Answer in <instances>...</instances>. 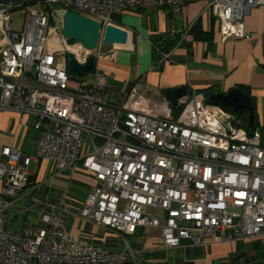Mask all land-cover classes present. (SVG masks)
I'll return each mask as SVG.
<instances>
[{"label": "built area", "instance_id": "1", "mask_svg": "<svg viewBox=\"0 0 264 264\" xmlns=\"http://www.w3.org/2000/svg\"><path fill=\"white\" fill-rule=\"evenodd\" d=\"M194 1L44 0L0 7V110L35 116L40 132L34 157L11 147L0 153V264H127L138 257L130 247L108 252L70 235L60 223L67 211L58 206L37 226L11 232L7 214L30 194L34 160L53 161L58 173H73L79 165L91 173L96 183L80 216L120 237L142 230L153 245L158 231L163 247L176 248L182 241L201 247L207 239L264 236V148L258 131L249 135L234 114L195 93L173 107L162 92L137 84L112 104L106 77L96 67L85 86L68 71V53L80 65L109 54L101 43L91 52L66 40L59 13L93 19L103 34L108 26L119 27L117 13L180 10ZM206 1L224 38H244L245 16L264 4ZM19 10L25 12L20 24L12 19Z\"/></svg>", "mask_w": 264, "mask_h": 264}, {"label": "crops", "instance_id": "2", "mask_svg": "<svg viewBox=\"0 0 264 264\" xmlns=\"http://www.w3.org/2000/svg\"><path fill=\"white\" fill-rule=\"evenodd\" d=\"M141 12L132 8L114 16L118 26L128 31L132 42L125 49H103L109 57L95 62V67L106 77V99L118 104L137 84L162 93L185 87L187 95L199 94L205 100L209 93L225 94L241 89L252 99L254 131L259 132L260 145L264 148V4L252 8L245 16L244 38L222 37L220 22L212 15L206 0L188 3L180 10L167 7ZM24 13H16L12 19L20 24ZM161 39L162 42L178 41L169 52L168 61L164 53L154 47ZM91 82L81 83L85 86ZM207 90L210 92L206 95L203 92ZM244 113L248 119V112ZM36 122L33 115L0 110V153L4 147H11L34 157L40 139ZM247 126L248 120L243 129L247 130ZM32 165L35 166L31 172L34 186L28 187L30 194L19 199L11 211L21 203L25 205L24 200L39 189L43 188L47 198L55 204L65 192V199L57 205L64 207L68 214L71 211L63 226L70 235L94 244L92 239H96L98 230L111 232L80 216L82 204L96 183L91 173L81 165L73 173H58L50 160H34ZM2 191L0 181V200L4 199ZM11 211L7 214V227ZM24 222L21 230L14 233L30 228L25 226L28 221ZM155 235L153 245H148L146 238L141 244L134 243L133 250L140 253V258H129L127 264H264V236L250 241H233L237 243L232 246L207 239L201 247L182 241L179 247L165 248L158 231Z\"/></svg>", "mask_w": 264, "mask_h": 264}, {"label": "water", "instance_id": "3", "mask_svg": "<svg viewBox=\"0 0 264 264\" xmlns=\"http://www.w3.org/2000/svg\"><path fill=\"white\" fill-rule=\"evenodd\" d=\"M44 0H0V7L9 5H33ZM61 32L62 36L69 42L80 44L85 50L93 52L100 43L104 47L118 50L127 48L132 37L128 31L115 26H108L103 34L102 26L99 22L78 13L67 11L62 17ZM68 71L78 77H85L91 73L95 67V60L90 57L85 65L77 63L73 54H67ZM164 96L173 107L178 105V101L185 98L188 89L185 87L165 91ZM206 103L210 106L219 107L223 111L231 114H242L248 112V134L254 131V108L251 97L241 89H233L228 93H209L206 96Z\"/></svg>", "mask_w": 264, "mask_h": 264}, {"label": "rangeland", "instance_id": "4", "mask_svg": "<svg viewBox=\"0 0 264 264\" xmlns=\"http://www.w3.org/2000/svg\"><path fill=\"white\" fill-rule=\"evenodd\" d=\"M24 13V10H19L16 11L12 14V16L15 18L16 13L18 14H22ZM12 17V18H13ZM61 17H62V13H59V21L60 24L62 26V21H61ZM14 20V19H13ZM105 50L109 49V48H103ZM66 60H67V64H68V59L66 56ZM71 76L75 79V81H79L82 82L83 84H87L90 81H92V77H91V73L86 74L85 77H78L75 74L70 73ZM176 110H179V108H176ZM88 138L86 139L85 145L82 149V153H85V151L87 150V146H88ZM96 144L99 145L100 142L96 141ZM34 165V164H33ZM31 166V168H29L30 172H34V168L35 166ZM94 179V177H93ZM95 181V179H94ZM65 194L62 193L60 194L61 197L59 198V202L62 201L63 199H65ZM192 199V193L189 194V200ZM58 202V203H59ZM25 205H23V203H21L20 205L15 206V209H13L11 211V213L8 216V227L12 232H16L17 230H21L20 226H23V224L25 223L24 221L27 220L28 222L25 224V226H29L32 227V225H34L35 223L39 224L42 215L44 214H52L50 207L51 206H58V203H53L52 200L50 201L47 198V195H45L44 189L42 188L41 190L39 189L36 193H34L30 198H27L24 200ZM62 209H65L64 207H62ZM77 210V209H75ZM71 211H69V214L67 213L65 216L66 218H63L60 220V223L62 226L65 227L66 225V221L67 219L70 217ZM96 239H94L93 237V241L94 244L98 247H101L103 250L108 251V252H123V251H128V247H130L131 250H133L135 248L136 245H134L135 242H140V244L142 243V241L145 239V235L142 232V230H138L137 233L134 236H118L112 232H106L105 230L101 229L98 230L96 232L95 235ZM237 242H229V243H220V244H227L229 246H232L233 244H236ZM135 251V250H133ZM135 253H138V257L135 259H139L140 258V253L135 251ZM231 263V262H229Z\"/></svg>", "mask_w": 264, "mask_h": 264}, {"label": "trees", "instance_id": "5", "mask_svg": "<svg viewBox=\"0 0 264 264\" xmlns=\"http://www.w3.org/2000/svg\"><path fill=\"white\" fill-rule=\"evenodd\" d=\"M166 8H163V9H166ZM161 42H162V39L159 42L158 41L155 42L154 43V47L156 48L155 50L164 53V55H169V52L172 51L171 49L174 48V46L178 43V41H173V42H171V41H169V42L168 41H165V42H162V43ZM209 92L210 91L207 90V91H204L203 93L207 95ZM237 120H238V125L237 126L238 127H241V128H245L246 120H247V115H245V113L244 114H241V115H237ZM32 182H33L32 177H30L27 188L30 187V186H34V185H32Z\"/></svg>", "mask_w": 264, "mask_h": 264}]
</instances>
